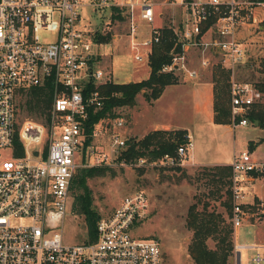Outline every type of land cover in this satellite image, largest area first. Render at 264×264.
<instances>
[{"label":"built area","instance_id":"2783aa9c","mask_svg":"<svg viewBox=\"0 0 264 264\" xmlns=\"http://www.w3.org/2000/svg\"><path fill=\"white\" fill-rule=\"evenodd\" d=\"M167 4L184 8L181 23L169 25L182 46L172 51V60L163 64L162 71L178 78L198 76V69L189 62L190 48L199 51L200 63L206 67L219 63L232 70L247 61L248 45L239 31L255 21L257 6L264 13V0H0V264H163L159 238L141 237L134 231L152 211L145 189L125 195L100 217L97 236L91 241H66L62 226L77 168L110 164L127 148L129 139L114 130L112 154L98 150L94 138L108 122H113L112 128L126 123L122 115H108L95 124L93 139L85 146L89 107H101L105 98L88 85L110 81L111 73L94 67L102 56L94 50V44L102 42L96 35L105 30L90 21L85 24L81 8L122 9L134 58L149 61L163 28L155 25L161 14L157 8ZM140 20L150 24L148 32ZM205 23L208 26L203 28ZM218 57L220 62L215 60ZM46 83L53 86V101L45 121H19V95ZM263 95L252 82L231 75L233 124H247L243 114ZM193 147L194 140L186 133L175 153H165L153 162L183 164ZM148 162L146 156L130 161L138 166ZM230 164L231 220L237 230L249 215L250 186L264 178V161L242 150ZM244 248L261 245L236 240L234 250L241 253ZM253 261L262 264L264 257L258 251Z\"/></svg>","mask_w":264,"mask_h":264},{"label":"rangeland","instance_id":"374dc122","mask_svg":"<svg viewBox=\"0 0 264 264\" xmlns=\"http://www.w3.org/2000/svg\"><path fill=\"white\" fill-rule=\"evenodd\" d=\"M114 13L110 8L97 11L90 5L81 8L85 24L90 21L92 26H103L105 33L118 34L117 38H112L108 42L94 44V50L102 55L101 59L94 63V67L110 71L113 80L144 78L150 68L147 61H138L133 56L135 48L132 47L131 36L127 35L129 25L126 15L123 12L125 17L118 18L113 17ZM262 24V29L258 25L251 28L250 32L255 37V41L251 43V55L246 62L232 69V77L236 80L250 81L257 87L258 83L264 82V71H262L264 69V21ZM215 60L220 62L221 59L218 57ZM216 65H212L211 69L214 70ZM189 86V83H186L168 87L153 105L150 104L152 102L146 95L140 92L136 98V105L118 107L115 115H122L126 123L122 128L114 126L112 128L113 122H108L100 135L94 138L99 146L98 150L103 149L112 154L111 134L114 130L120 131L128 138H141L145 134L142 132L147 127L153 126L158 121L169 120L174 124L191 126L192 138L196 142V150L199 152L201 161L228 162L242 150H250L254 158L264 161V126L261 125L260 119L254 120L251 115L249 116L255 111L257 104L259 106L260 103L264 104V95L249 106L243 114L248 118L247 124L234 125L232 122L227 125L203 121L200 116L197 117L191 93L188 90ZM28 96L29 89L24 90L17 99L18 120L22 122L26 118H32L45 121V113L39 116L29 111ZM142 107L148 119L146 122L138 123L135 116L132 118V113L135 115L136 111L142 110ZM252 142L254 145H250ZM255 142H259L257 146ZM153 160L148 159L147 164L140 166L130 163L131 160L125 163L119 159L111 160L109 165L114 171L110 170L88 178L87 185L92 191L94 204L102 217L109 214L125 195L137 189H145L150 196L152 211L148 218L135 227V233L141 237L154 235L159 238L163 264H196L188 249L194 233L187 224L189 206L193 202H198L199 208L207 205L209 210L222 212L229 220L224 205L229 185L212 180V174L208 171L214 164H189L186 159L183 164L165 165ZM257 185H262L264 191V178H258ZM249 199L246 205L249 215L238 228L237 241L257 242L264 246V201L256 196H251ZM72 202L71 192L68 210L63 219L64 239L72 243L93 240L88 235V228L82 215L72 211ZM236 233L235 230V243ZM208 244L215 247L216 240L210 237ZM262 245L261 248H244L242 264H256L253 256L258 251L264 257ZM237 253L234 250V254L230 257V264H237Z\"/></svg>","mask_w":264,"mask_h":264},{"label":"trees","instance_id":"16d2710c","mask_svg":"<svg viewBox=\"0 0 264 264\" xmlns=\"http://www.w3.org/2000/svg\"><path fill=\"white\" fill-rule=\"evenodd\" d=\"M113 13V17H125L123 10L118 7H115ZM207 26L208 23L203 24V28ZM111 38L112 33L109 32L105 34L97 33L96 35V39L102 42H108ZM181 46V42L175 39L173 29L166 25L162 28L160 41L155 43L150 53V73L147 77L125 82L110 80L98 86L93 82L89 83L88 89L98 88L105 98L101 107H89V116L86 120L88 134L85 146L93 139L92 133L100 118L108 115L115 116V110L118 107L134 105L140 92H143L152 102L161 96L166 85L179 81L176 74L162 71L161 68L164 63L172 60V51L181 50ZM231 75V68L221 64L214 67V121L218 123H232ZM257 85L264 92V82ZM52 89L53 86L50 83L31 87L27 98L29 111L39 116L44 113L48 115L53 101ZM257 105L255 111L252 112L253 115L249 114V116L251 115L254 120L260 119L261 125L264 126V104ZM238 118L240 117L237 116ZM186 133V129L158 128L151 130L141 138L130 137L127 148L122 150L118 159L130 161L136 157L146 156L148 159L153 160L168 152L175 153L178 143L185 139ZM252 144L254 145V142L250 145ZM110 170H113V167L109 164L79 166L72 179V211L82 215L91 239H95L97 236V222L101 217V213L94 204V197L87 181L89 177L104 174ZM209 170L208 173L212 174L213 181L230 184L231 164H215L210 166ZM224 205L229 220L222 212L209 210L207 205L199 208L198 202H193L189 206L187 224L194 230V233L188 249L196 264H230V257L234 254L235 249V228L231 220L232 197L229 186ZM210 237L216 240L215 247L209 246L208 239Z\"/></svg>","mask_w":264,"mask_h":264},{"label":"crops","instance_id":"0c3cea01","mask_svg":"<svg viewBox=\"0 0 264 264\" xmlns=\"http://www.w3.org/2000/svg\"><path fill=\"white\" fill-rule=\"evenodd\" d=\"M158 11H161L160 15L156 16V20H155V25L157 26H166V25H178L181 23V20L183 18L184 15V8L180 5H163L160 6L159 8H157ZM255 21L245 24L244 26L241 27L239 34L240 37H242V39H244L247 42L248 45V49H249V55H251V48H252V42L255 41V37L252 34L251 28L258 25V27H260L261 29L263 28V17H264V13L263 10L261 9L260 6H257L255 8ZM142 23V26L144 28V30L146 32H148V30L150 29V24L146 23L144 20H140ZM103 28V26H102ZM260 29V30H261ZM104 30V29H103ZM99 33L101 34H105L102 33V31H99ZM107 33V32H106ZM116 34V33H115ZM112 33V38H117L118 34ZM129 35V34H127ZM111 38V39H112ZM188 58H189V62L192 66H195L198 71L199 74L196 77H188V78H183L182 76L179 78V82L177 83H172V84H168L166 85L163 93L167 90L168 87L172 86V85H178V84H186L189 83V87L188 90L191 93V97L193 100V104H194V109H195V113L197 114V117L200 116V118L203 121H214V80H213V69H211V66H203L200 63V58H199V51L197 49H193L190 48L188 50ZM148 65H149V61L146 60ZM150 68V65H149ZM110 72V71H109ZM111 73V72H110ZM150 73V69L148 71V74L145 76L147 77ZM112 77V74H110ZM144 77V78H145ZM142 79V78H140ZM140 79H136V78H132V79H128V80H113L111 78V80L113 81H117V82H125V81H132V80H140ZM162 93V94H163ZM161 94V95H162ZM159 97L155 100L152 101V103L150 104H154L156 103V101H158ZM136 105V104H134ZM149 106V104H147ZM142 110H138L136 111L135 115L132 113V118L133 116L136 117V122L138 123H143L144 121L146 122V119H148V117L146 118L145 112L143 111V107L141 108ZM215 122V121H214ZM221 124H227L229 125L230 123H221ZM158 128H166V129H186L187 134L193 136V131L191 130V126L189 124H174L173 122L169 121V120H163L161 122H156L153 126L151 127H147L142 133L144 135H146L148 132H150L153 129H158ZM139 132V131H138ZM140 133V132H139ZM143 135V136H144ZM259 142H255V146L258 145ZM199 152L198 150H196V142H194V147L192 148V150L189 152L188 155V163L189 164H230L231 161H222V162H209V161H201V159H199ZM262 185L258 186L257 185V180H255L253 182V184L250 186L249 191H248V196H247V201H250V197L251 196H256L258 198H260L261 200L264 201V191L262 190ZM236 240H237V235H238V229L236 230ZM257 237V235H256ZM257 243V242H256ZM259 244V243H258ZM262 245V244H261ZM262 247H264L262 245ZM243 262V257H242V252L240 253V259L237 258V264H242Z\"/></svg>","mask_w":264,"mask_h":264},{"label":"water","instance_id":"95a60500","mask_svg":"<svg viewBox=\"0 0 264 264\" xmlns=\"http://www.w3.org/2000/svg\"><path fill=\"white\" fill-rule=\"evenodd\" d=\"M35 153L38 154V150H35ZM237 254H238V258L240 259V252H238Z\"/></svg>","mask_w":264,"mask_h":264}]
</instances>
